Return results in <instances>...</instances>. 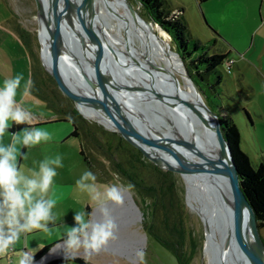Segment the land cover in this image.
<instances>
[{
  "label": "rangeland",
  "instance_id": "obj_1",
  "mask_svg": "<svg viewBox=\"0 0 264 264\" xmlns=\"http://www.w3.org/2000/svg\"><path fill=\"white\" fill-rule=\"evenodd\" d=\"M251 2L255 4L254 10L252 15L246 18L244 28L248 29V43L254 42L252 48L243 54V58H241V54L233 51L228 58L233 61L230 71L228 60L224 61L220 68L223 73L221 84L217 89H210L204 85L203 93L205 91L206 96H209L208 101L213 108L220 112L219 107H222L236 123L241 132V148L248 154L253 165L257 166L261 161H264V23H260L264 17V3L260 7L259 0H251ZM133 6L137 12H140L141 16L148 20L138 2L133 0ZM96 18L99 19L102 28L107 31V38L116 47V51L123 50L119 31L112 27L114 25L113 20L105 15L99 5ZM39 22L40 17H38L35 0H0V86L3 85L5 79L21 73L25 81L31 80L32 50L35 59L38 60L35 64L39 65L41 77L46 83L43 87V93L56 105L32 94L31 91L27 96L22 95V90L19 91L17 100L23 99V106L33 113V124H39L45 120L71 117L58 111V108L63 106L56 100L50 73L42 61L38 34ZM157 27L154 25L156 32L172 50L176 51L171 37ZM16 29L24 31L31 50L22 42ZM127 34L130 35V32ZM191 35L194 38H200L203 43L207 44L211 55L227 49L221 40L211 43V40L206 37L208 35H203L201 31H198V25L192 27ZM107 42L109 43V41ZM109 45L111 44L109 43ZM125 45L130 48L127 42ZM76 52L78 53V51ZM155 61L168 71H175L178 80L182 83L181 87L187 84L179 66L168 65L159 58H156ZM112 71L114 76L119 74L124 78L135 80L128 68L115 65ZM203 93L201 92V95L206 102ZM151 100L148 98L139 100L138 108L141 109L143 106L144 109H147V112L143 109L141 111L152 120L153 125L164 131L170 122L163 117L164 112L158 108L157 102ZM214 106H218V108ZM244 109L249 112L253 123L246 117ZM85 114L88 118L80 115L82 118L75 116V119L81 125V140L85 144L91 160L103 179L112 184L121 185L125 191L124 197L128 196V199L124 198L123 205L116 206L111 210L116 223L119 225V239L110 242L105 251L92 256L87 262L91 264H180L176 253L155 239V236H159L177 239V242L181 244L180 253L184 254V258L187 260L186 264H210L212 256L215 264H226L221 259L216 245L214 247L212 245L207 234L208 226L202 215L195 210L189 201L186 176L183 175L182 177L171 171L167 173L168 170L149 161L145 155H142L143 153L134 152V155H130L125 152L129 151L126 147L119 151L116 147L120 143L118 138L120 135L99 121L92 119L86 111ZM37 127L48 130L52 134V140L33 147L30 151L26 147L18 145V149L23 154L27 153L28 156L27 160L18 157V164L23 166L25 173L28 174L29 169L36 168L38 170L39 162L46 157L60 155L64 166L57 169L58 175L54 182L64 183L69 180L75 184L80 175L89 169L80 155V140L77 137L70 138L69 133L72 134L73 124L49 123ZM65 130H67L66 133L63 132ZM16 133H12L8 129L9 135H6L5 142L10 143V136ZM108 148H113L115 155ZM121 160L132 162L130 173H136L138 180L144 179V185L145 188L147 186V189L142 191L118 170L119 165L117 163ZM122 165L127 167L123 162ZM158 167L163 171L159 170ZM212 188L209 187V190ZM157 190L158 195H156ZM162 190H164L163 194ZM128 191L138 206L133 207V210L129 206ZM194 193L196 194V191ZM81 194L86 195L82 192ZM75 196L82 197L77 188L70 198L67 197L63 202H58L55 209L63 217L61 223L67 227L75 226L72 224L75 215L74 209L82 208V204ZM198 197L204 201L207 208H213L216 203H206L204 196L199 195ZM216 208H214L212 216L217 227L218 237L220 236L219 240L222 241L223 233L225 231L228 233L230 228L226 218ZM100 219H102L101 216L98 220ZM54 226L49 225L50 228ZM260 235L264 243V227L260 229ZM181 237L185 239L182 240ZM61 239V234L58 231H54L51 235L29 234L27 237H22L21 241L10 250L7 257L0 258V264H14L24 248L35 255L45 246L53 245ZM227 245L232 251L230 240ZM141 251L144 253L142 258L137 255ZM234 261L237 264L236 259Z\"/></svg>",
  "mask_w": 264,
  "mask_h": 264
},
{
  "label": "water",
  "instance_id": "obj_2",
  "mask_svg": "<svg viewBox=\"0 0 264 264\" xmlns=\"http://www.w3.org/2000/svg\"><path fill=\"white\" fill-rule=\"evenodd\" d=\"M125 2L133 18L137 20L139 15L133 6V0H125ZM35 4L38 17H43L45 20L50 43L51 65L50 68H45L52 76L57 99L63 108L65 107V110L71 114H79L84 118L88 117L83 112V108L91 107L103 111L115 122L118 127L116 132L129 145L139 150L146 158L159 167L172 171L182 177L186 171L170 161L174 159L173 157L189 153L195 157L202 156L205 158L204 162L208 164L207 172L216 176L224 183L233 201L232 225L237 243L235 251L238 258L237 262H240L239 264H264V243L260 235L256 211L241 187L232 149L223 135L219 115L203 100L201 92L188 70V78L198 94L199 102H191L181 97L172 99L166 97L156 88L153 72L149 69L148 73L153 76L152 86L134 87L132 91L128 86L122 85L120 80L112 75L110 68L104 66L89 51L85 37L86 26L91 20H94V25L99 29L96 30L99 37H101L100 33L103 34L104 31L99 19H95L98 9L97 0H74L73 3L71 0H46V3L43 0H35ZM65 16L69 17V25H73L75 45L78 51L76 56H70L66 49H62L60 36L64 35ZM141 18L147 21L149 25H157L154 22H149L143 16ZM157 26L161 28V26ZM97 42L99 50L108 55L109 48L100 40ZM71 58L76 60L74 65L71 62ZM181 61L184 64L182 59ZM80 64H84L86 69L81 67ZM70 66L75 71H72ZM78 70H82V76H79ZM80 78L91 88H98L101 97L84 94L76 90L74 83H77V87L80 86V83L83 84V82L78 81ZM142 89L165 108L175 109L174 111L179 115L182 122L191 127L195 135L197 132L195 125L177 107L179 105L185 106L194 111L203 124L214 133L216 143L210 141L209 145H206L199 141L196 135V137L194 136L190 140L186 137V130L177 125L173 126V130L180 134L176 138L174 137V139L164 133V131L159 130V128L153 125L152 120L146 117L144 112L138 108L136 103L133 104L132 100L126 98L127 93L139 92ZM77 106L80 107V111L77 110ZM175 106L177 107L175 108ZM128 107L130 109L133 108L137 115H139V118L147 120L150 123L149 126H145L146 123H143L145 120L140 123L136 119L131 118L127 114V111H129ZM128 133H131L135 138L129 137ZM170 139L177 140L175 143L179 145V148L173 149L159 144L173 143ZM128 193L130 197L129 206L133 210L134 206H138L133 200L131 193L129 191ZM124 198L128 199V196ZM114 207L116 205H110L111 210ZM134 213L136 214V212ZM95 216L97 220L100 218L98 211L95 212ZM51 249L42 258L37 260L35 264H43L49 259L54 253Z\"/></svg>",
  "mask_w": 264,
  "mask_h": 264
},
{
  "label": "bare ground",
  "instance_id": "obj_3",
  "mask_svg": "<svg viewBox=\"0 0 264 264\" xmlns=\"http://www.w3.org/2000/svg\"><path fill=\"white\" fill-rule=\"evenodd\" d=\"M71 1L73 3L74 0ZM43 2L46 3V0H43ZM97 2L105 15L109 16L113 20L114 25L112 27H115V29L119 31L124 49H119L116 51V47L107 38V31L104 28H102L104 30L103 35L106 37H104L101 33V37H99L98 32L96 31L99 29L96 25H94V20H91L86 26V42L91 54L99 59L104 66H106L107 68L109 67L112 75H114L112 69L113 67H115V65H120L122 67L128 68L132 72L135 80H130L127 77L124 78L119 74L116 77L114 76L115 78H118L120 80L122 85L128 86L132 89V91L134 90V87H143L144 85L152 86L153 76L148 73L149 69L153 72L154 80L156 81V88L166 97L171 99L181 97L191 102L200 101L192 82L188 78L187 69L182 63L180 56L175 50H172L166 44L167 42L156 32L154 25H149L147 21L141 18L140 12H137L139 17L137 20H135L131 15L128 7L126 6L125 0H97ZM69 22V17L65 16L63 32L64 35L60 36V41H64L63 43L61 42L62 49H66L67 53L70 56H76L77 48L75 46L74 29L73 25H69ZM108 32H110V29H108ZM128 32H130V35L127 34ZM38 34L44 65L46 68H50V43L46 23L43 17H40ZM105 38H107L108 40ZM98 40H100L109 48L108 55L102 53L101 50H99L97 42ZM107 41H109L112 46L109 45ZM126 42L130 48L126 47ZM156 58L164 60L168 65L174 64V66H179L185 80L187 81V84H184V87H181L182 83L178 80L176 72L172 70L168 71L164 67L160 66L155 61ZM71 62L74 65L76 63V60L71 58ZM80 66L85 68L84 64H80ZM71 70L75 71L72 67ZM78 72L79 76H82V70H78ZM78 81L83 82V84L80 83V86L77 87V83H74L76 90H79L84 94L97 96L99 98L101 97L98 88H91L88 84L84 83L81 78L78 79ZM126 95V98L132 100L131 102H134L133 104L136 103L137 106L140 105L139 100H142L144 98L152 99L151 101H155L151 97V95L145 93L143 89L139 90V92L129 94L127 93ZM157 106L164 112L163 117L168 119L170 122V124H168L169 126L164 129V133L168 134L173 139L180 134L179 132H175L173 130V126L177 125L178 127L186 130V137H188V139L190 140L196 135L197 139L206 145H209L208 143H210V141L212 143H216V137L214 133L203 124L202 120L191 109L180 105L179 106L181 108L179 106H175V108L177 107L181 109L191 119L192 123L195 125V129L197 130L195 135L191 130V127L182 122L179 115L174 111L175 109L165 108L159 103H157ZM141 109L146 112L148 111L147 109H144L143 106H141ZM84 110L92 119L99 121L108 129L114 131L117 130L118 127L115 122H113V120L103 111L91 107H86L84 108ZM128 110L129 111H127V114H129L131 118L136 119L140 123L145 120L139 118V115H137L133 108L130 109L128 107ZM158 111L161 112L160 110ZM143 123H146L145 126H149L150 124L147 120H145ZM128 136L133 139L135 138L131 133H128ZM170 140L173 143L159 144L163 145L164 147L167 146L173 149L179 148V145L175 143L177 140ZM198 157L187 153L184 155H176V157H173L174 159H171L170 161H172L174 164H177L179 167H182L186 171L184 175L186 176V179L188 181L187 191L189 201L195 208V210L202 215L205 223L207 224V234L211 239L213 247L216 245V247L218 248L221 259L226 264H235L234 260L236 259V263L239 264L240 262H237L238 258L235 254L237 243L235 240L232 225V216L234 209L231 195L220 179L207 172L208 164L204 162L205 158H203L202 156ZM209 187H213L212 190H209ZM195 191L196 194L194 193ZM199 195L204 196L206 203L208 202L213 204L216 202L213 205V208H207L204 201L200 200V198L198 197ZM214 208H216L222 214V216L226 218L228 226L230 228L228 233H226L227 231L223 233L222 241L219 240L220 236L218 237L217 227L215 226L213 221L212 214ZM229 240L233 248L232 251L229 250V246L227 245ZM210 264H215L213 256L210 259Z\"/></svg>",
  "mask_w": 264,
  "mask_h": 264
},
{
  "label": "clouds",
  "instance_id": "obj_4",
  "mask_svg": "<svg viewBox=\"0 0 264 264\" xmlns=\"http://www.w3.org/2000/svg\"><path fill=\"white\" fill-rule=\"evenodd\" d=\"M31 86V80L25 81L22 73L5 79L0 86V258L7 257L22 237L33 233L51 235L58 231L62 239L54 244L51 251L62 250L69 264L79 257L84 258L87 264L89 258L105 251L110 242L119 239V225L110 205H123L125 191L121 185L112 184L102 193L96 174L85 170L75 181V186L86 193L97 208L92 212L84 207L74 209V227L61 223L63 217L55 211L58 202L54 181L57 169L64 166L62 157H46L39 162L38 170L29 169L28 174L18 164V157L28 158L18 145L30 151L51 141L52 134L43 128L25 127L10 136V143L5 142L12 123L32 125L33 113L23 106V99L17 100L18 92L22 90V95L27 96ZM77 110L80 111L79 106ZM96 211L102 219H96ZM50 224L55 226L50 228ZM137 255L142 258L144 253L141 251ZM14 264H35L34 254L23 251Z\"/></svg>",
  "mask_w": 264,
  "mask_h": 264
},
{
  "label": "trees",
  "instance_id": "obj_5",
  "mask_svg": "<svg viewBox=\"0 0 264 264\" xmlns=\"http://www.w3.org/2000/svg\"><path fill=\"white\" fill-rule=\"evenodd\" d=\"M134 1L138 2L141 5V8L145 13L144 16L148 20L161 26V28L160 27L157 28H159L160 30L164 29L163 31H165L171 37L177 53L179 54L180 58L183 60L186 69L188 70L194 82L197 84L199 90H201V92L203 93L204 85L210 89H217V87L223 81V73L220 68L223 65L224 61H226L228 54L215 53L211 55L208 50V45L203 43L200 39L194 38L191 35L188 22L181 16L182 15L181 9L175 11H171L167 9L165 6V0H134ZM16 32L20 36L22 42L31 50L29 42L25 37L26 35L24 31L16 29ZM210 42L215 43L216 38L211 40ZM31 55L33 60V67L31 74L32 86L30 88V91L32 94L39 96L44 100L49 101V103H52L51 99H49V97L45 95V93H43V89H44L43 87H45L46 83L44 79L41 77L40 69H38L39 65L35 64V62L37 63L38 60L35 59L34 52H32V50H31ZM50 80L53 85V79L51 75H50ZM53 92L55 94L56 100L58 101L54 86H53ZM203 94L205 95L207 105L219 115V120L221 122L223 135L226 138V140L229 142L232 149L234 161L236 163L239 173L241 187L247 199L254 207L257 215L259 228L262 229L264 227V161H261L257 166L253 165L248 154L244 152L243 149L241 148V132L238 126L236 125V123L233 121V119L230 116H228V114L222 109V107H219L221 109L220 112L215 108H213L208 101L209 96H206L205 91ZM52 104L55 105L54 103ZM214 107L218 108V106H214ZM82 110L85 113L84 108ZM58 111L60 113L63 112L68 116H71L69 118L71 119L75 127L72 136L77 137L80 140V155L83 161L86 163V165L99 175L94 162L91 160V157L85 148V144L81 140L82 139L80 133L81 125L75 119V116H79V117L81 116L79 114H71L67 110L63 109V107H59ZM243 111L246 117L250 120V122L253 123L249 112L246 111L245 109ZM65 118L66 117L59 118V120H64ZM25 127H33V124L28 126V125H17L13 123V125L11 126V128H9V130L12 133H15L17 131L23 130ZM118 138L120 140V143L119 145H117L116 149L122 151V149L126 147V149H128L129 151L128 152L125 151V152L129 153L130 155H134V152H138L142 154L139 150L129 145L121 136H119ZM109 151L112 152L113 155H115L113 148H110ZM122 162L125 163L127 167H124L122 165ZM117 164L119 165L118 170L121 173H123V175L128 177L131 182H134V184L139 189H141L142 191L147 189V186L145 188L144 185V179L141 178L140 180H138V178L136 179L137 176L136 173H130V170L132 168L131 165H133L131 161L126 162V160H121ZM167 173H170V171H167ZM99 177L103 178L101 174L99 175ZM157 192L158 190L156 191V195H158ZM163 193L164 190H162V194ZM155 239L159 241L160 244L165 245L170 249H172L176 253L180 264H186L187 260L184 258V254L180 253L181 244L177 242L176 238L173 237L171 239L170 238L167 239V238L155 236ZM181 239L183 240L185 238L181 237ZM51 247L52 246L49 245L44 247L42 250H40L34 256V261H37L40 258H42L51 249ZM64 262H67L65 258H59L51 261L49 264H61ZM74 262L77 264H86V261L81 257L77 258Z\"/></svg>",
  "mask_w": 264,
  "mask_h": 264
},
{
  "label": "crops",
  "instance_id": "obj_6",
  "mask_svg": "<svg viewBox=\"0 0 264 264\" xmlns=\"http://www.w3.org/2000/svg\"><path fill=\"white\" fill-rule=\"evenodd\" d=\"M263 3L264 0H259L260 7L263 6ZM165 6L171 11L179 9L182 10L181 16L188 22L190 33L192 31V27L194 25H198V31H201L203 35H208L206 36L208 39L213 40L216 38V42L218 40H221L227 46V49H225L221 53L228 54V57L226 59L228 61L231 60L228 58L233 51H235L239 55L241 54L240 56L241 58H243V54L248 52V50L252 48L254 42L248 43V29L244 28L245 20L247 17L252 15V11L254 10L255 6V4L251 2V0H165ZM260 23H264V17L260 21ZM49 123L73 124L70 118H65L64 120H45L39 124H32L33 127H37L42 124L47 125ZM74 129L75 127L73 124V130L71 133H73ZM66 131L67 130L63 132L66 133ZM69 135H71L70 138L73 137L72 134L69 133ZM88 169L96 174L97 185L102 193L106 190L107 186L112 185L110 181L99 177V175L89 167ZM54 188L55 198L57 199V202H63L67 197L70 198L74 194L76 186L74 183L68 180L64 183L54 182ZM79 195L82 197L80 198L75 196V198H77V200L82 204V207L87 209L86 211L92 212V209L97 206V204L95 202H90L87 194L83 196V194H81V192L79 191ZM72 224L75 225V220L72 221ZM50 246L53 247L54 244H51ZM59 258H65L62 250H57L56 252H54L53 255L43 264H49L51 261ZM67 263L69 264L68 261L61 264ZM87 263L91 264L90 262ZM72 264L77 263L72 262Z\"/></svg>",
  "mask_w": 264,
  "mask_h": 264
},
{
  "label": "built area",
  "instance_id": "obj_7",
  "mask_svg": "<svg viewBox=\"0 0 264 264\" xmlns=\"http://www.w3.org/2000/svg\"><path fill=\"white\" fill-rule=\"evenodd\" d=\"M232 60H229L228 61V68H229V71H230V69H231V64H232ZM24 251H28L26 248H24Z\"/></svg>",
  "mask_w": 264,
  "mask_h": 264
}]
</instances>
